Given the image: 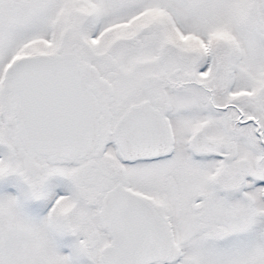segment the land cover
Returning <instances> with one entry per match:
<instances>
[{
  "label": "snow or ice",
  "instance_id": "6c2138e0",
  "mask_svg": "<svg viewBox=\"0 0 264 264\" xmlns=\"http://www.w3.org/2000/svg\"><path fill=\"white\" fill-rule=\"evenodd\" d=\"M0 264H264V0H0Z\"/></svg>",
  "mask_w": 264,
  "mask_h": 264
}]
</instances>
